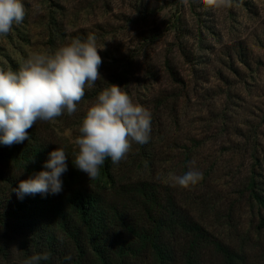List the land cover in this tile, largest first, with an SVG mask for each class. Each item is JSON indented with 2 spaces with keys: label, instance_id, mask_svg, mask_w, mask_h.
<instances>
[{
  "label": "rangeland",
  "instance_id": "1",
  "mask_svg": "<svg viewBox=\"0 0 264 264\" xmlns=\"http://www.w3.org/2000/svg\"><path fill=\"white\" fill-rule=\"evenodd\" d=\"M22 3L23 22L0 36V70H18L29 54H51L89 34L104 46L102 78L85 88L89 97L77 112L40 121L48 142L74 159L86 108L104 88L120 86L150 111L151 132L148 143H134L113 164L110 187L147 182L174 192L241 264H264V231L257 229L264 207L246 191L254 180L264 196V0L220 9L202 0ZM190 168L203 178L189 188L175 185L172 176ZM99 179L106 183L104 176L93 182ZM204 253L206 264L223 262L211 247Z\"/></svg>",
  "mask_w": 264,
  "mask_h": 264
},
{
  "label": "trees",
  "instance_id": "2",
  "mask_svg": "<svg viewBox=\"0 0 264 264\" xmlns=\"http://www.w3.org/2000/svg\"><path fill=\"white\" fill-rule=\"evenodd\" d=\"M28 134L23 143H0V264H25L43 253L50 258L40 264H206L204 251L210 247L221 264H241L238 254L216 239L174 192L147 182L110 187L111 159L100 168L102 187L76 169L69 155L61 193L18 199L12 189L46 170L44 162L58 148L45 138L40 121ZM258 189L251 180L246 191L264 207ZM257 224L264 231L263 216Z\"/></svg>",
  "mask_w": 264,
  "mask_h": 264
},
{
  "label": "clouds",
  "instance_id": "3",
  "mask_svg": "<svg viewBox=\"0 0 264 264\" xmlns=\"http://www.w3.org/2000/svg\"><path fill=\"white\" fill-rule=\"evenodd\" d=\"M212 9L229 8L233 0H202ZM25 17L22 0H0V36L8 35L13 25ZM96 37L76 38L54 53L33 52L16 71L0 70V143L11 146L29 140L28 129L37 121L53 122L64 115L72 116L91 88L101 79L102 58ZM73 143V166L86 173L89 180L100 175V168L110 158L113 164L125 159L133 144L149 142L151 113L116 84L99 92L86 108ZM32 159V157L30 158ZM69 157L61 147L49 153L44 169L20 180L13 188L18 199L26 195H57L63 191L62 176L68 171ZM194 164V162H192ZM203 178L194 168L172 176L175 185L189 188ZM49 254H34L25 264H40ZM70 259V257H67Z\"/></svg>",
  "mask_w": 264,
  "mask_h": 264
}]
</instances>
